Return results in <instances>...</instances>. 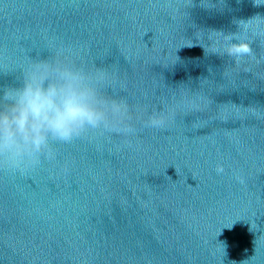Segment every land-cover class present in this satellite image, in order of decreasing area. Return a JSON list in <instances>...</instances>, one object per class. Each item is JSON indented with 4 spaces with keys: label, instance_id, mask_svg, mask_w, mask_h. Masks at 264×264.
<instances>
[{
    "label": "water",
    "instance_id": "95a60500",
    "mask_svg": "<svg viewBox=\"0 0 264 264\" xmlns=\"http://www.w3.org/2000/svg\"><path fill=\"white\" fill-rule=\"evenodd\" d=\"M256 3L0 0V98L44 64L57 83L79 74L101 101L127 105L107 109V127L52 141L56 158L38 167L0 157V264H264ZM229 35L254 57L223 55Z\"/></svg>",
    "mask_w": 264,
    "mask_h": 264
},
{
    "label": "clouds",
    "instance_id": "9594fccd",
    "mask_svg": "<svg viewBox=\"0 0 264 264\" xmlns=\"http://www.w3.org/2000/svg\"><path fill=\"white\" fill-rule=\"evenodd\" d=\"M251 21H242L244 32ZM225 39L223 55L236 62L244 57H254L252 45L245 38L229 35ZM233 39L238 43H232ZM54 71L47 65H37L24 75L23 87L3 90L0 98V157L12 167L34 168L42 163V159L54 160L56 153L51 147L52 141L71 143L90 128L107 127L109 107L114 113L127 112V105L122 102L112 101L109 105L107 101H101L96 90L86 86L79 74L60 73L63 83H57L52 80ZM187 103L194 104V101ZM172 118L174 112L167 118L153 115L146 127L163 129ZM223 171L222 166L217 167L218 174Z\"/></svg>",
    "mask_w": 264,
    "mask_h": 264
}]
</instances>
